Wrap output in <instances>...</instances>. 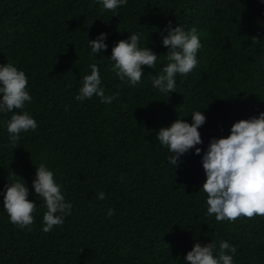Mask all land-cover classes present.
Returning a JSON list of instances; mask_svg holds the SVG:
<instances>
[{
    "label": "trees",
    "instance_id": "16d2710c",
    "mask_svg": "<svg viewBox=\"0 0 264 264\" xmlns=\"http://www.w3.org/2000/svg\"><path fill=\"white\" fill-rule=\"evenodd\" d=\"M168 22L195 26L202 45L197 67L177 76L169 96L150 81L166 62L160 30ZM101 31L105 57L116 40L138 31L158 53L157 69L144 66L136 86L121 81L109 61L89 54L88 38ZM6 62L26 73L32 100L25 108L38 127L14 148L0 127V190L21 176L37 205L28 228L12 224L0 205V264H184L195 240L210 239L236 246L234 264H264V216H208L200 154L189 150L174 169L155 137L177 117L191 122L188 112L201 108L203 150L235 120L264 110L261 0H127L115 13L98 0H0V63ZM91 63L105 94L119 93L110 104L74 99ZM41 162L73 205L47 232L43 200L31 186Z\"/></svg>",
    "mask_w": 264,
    "mask_h": 264
},
{
    "label": "clouds",
    "instance_id": "9594fccd",
    "mask_svg": "<svg viewBox=\"0 0 264 264\" xmlns=\"http://www.w3.org/2000/svg\"><path fill=\"white\" fill-rule=\"evenodd\" d=\"M98 3L103 9L115 13L127 0H98ZM129 33L126 38L114 42L107 57L103 55V50L108 48L104 31L88 38V50L91 56L100 54L109 61L121 81L126 80L129 86H136L142 82L144 66L157 69L158 53L145 46L146 39L141 43L138 31ZM160 36L162 45L167 48L166 62L155 75L150 76V81L159 93L169 96L170 91H176L177 76L190 73L197 67V53L202 45L195 26L185 28L168 22L160 30ZM88 67L90 72L82 76L74 99L84 101L95 96L101 103L110 104L119 93L105 94L99 66L91 63ZM27 85L28 78L23 69L12 62L0 63V114H9L7 119L0 121V127L6 130L7 143L13 148L19 144L22 134L38 127L36 119L25 108L26 103L32 100ZM200 109L188 112L191 113V122L180 116L155 131L156 139L171 153L169 164L177 168L180 157L189 150L200 154L205 175L200 189L206 194V214L214 215L217 221L264 216V110L235 120L227 135L210 137L202 150L198 146L203 143L198 129L206 117ZM35 165L31 186L43 200L46 210L42 215L41 230L47 232L64 222L73 205L66 199L54 171L44 162ZM28 196L29 188L21 176L0 190V205L8 214L9 221L21 228L30 227L34 221L33 212L37 204ZM104 197L105 192L99 190L97 198ZM113 214L114 209L108 207L105 215L111 217ZM236 252V246L228 240L210 239L206 243L195 240L182 260L184 264H234Z\"/></svg>",
    "mask_w": 264,
    "mask_h": 264
}]
</instances>
